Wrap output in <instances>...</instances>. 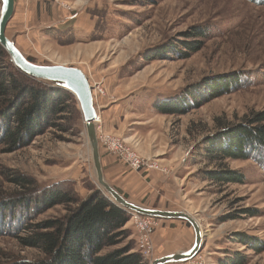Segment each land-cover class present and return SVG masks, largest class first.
I'll use <instances>...</instances> for the list:
<instances>
[{
  "label": "rangeland",
  "instance_id": "374dc122",
  "mask_svg": "<svg viewBox=\"0 0 264 264\" xmlns=\"http://www.w3.org/2000/svg\"><path fill=\"white\" fill-rule=\"evenodd\" d=\"M73 1L79 5L73 7L65 0L59 4L71 15L81 13L91 31L78 39H61L53 31H41L38 39L28 40L29 52L22 53L36 64L54 65L72 58L76 43L81 41L80 62L72 66L90 76L92 87L97 89L105 78L115 76L125 82L129 107L151 110L150 116L128 114L122 127L144 137L153 130L162 154L168 159L179 157L176 173L183 181L177 188L188 192V197L181 199L178 209L200 224L204 244L192 260L181 264H264V152H250L245 160L220 159L219 155L212 159L208 152V142L220 128L242 124L247 116L264 111V0ZM1 5L0 0V13ZM20 26L14 16L6 29L15 43L24 30ZM194 28L203 36L192 37ZM58 37L62 41L57 42ZM186 42L203 47L194 53L186 49ZM50 43L55 49L48 50ZM186 51L190 54L184 58ZM233 80L237 81L228 92L200 101L208 97L209 86ZM118 82L113 81L115 85ZM183 98L188 108L185 115H164L156 109L157 104ZM198 101L201 106L194 107ZM68 104L69 110L58 113L54 126L26 139L20 149L10 150L0 129V264H33L45 259L42 252L22 240L35 225L61 218L66 210L62 206L49 210L36 207L31 203L34 194L39 195L36 188L72 180L81 198L90 195L92 188L100 189L83 115L76 111L75 103ZM96 131L99 140L100 128ZM141 145L146 150L153 146L150 141ZM99 147L111 154L101 142ZM167 168L166 173L158 172L170 174ZM220 171L234 173L240 181L214 180ZM20 175L29 185L14 181ZM22 194L28 197L17 200ZM179 224L189 228L191 237L185 235L189 244L178 251L188 252L194 247V231L186 221ZM126 228L132 231L138 250L132 219ZM163 254L154 249L146 259L152 264Z\"/></svg>",
  "mask_w": 264,
  "mask_h": 264
},
{
  "label": "trees",
  "instance_id": "16d2710c",
  "mask_svg": "<svg viewBox=\"0 0 264 264\" xmlns=\"http://www.w3.org/2000/svg\"><path fill=\"white\" fill-rule=\"evenodd\" d=\"M191 35L194 38L203 36L195 28ZM184 45L194 53L203 47L198 42H186ZM189 54L186 51L182 55L187 58ZM0 61L3 63L0 66V129L3 130V141L11 145L10 150L24 147L26 139L42 135L54 126L58 113L67 112L70 107L67 104L71 101L75 103L76 111L82 114L74 94L61 85L34 79L20 71L1 45ZM236 81L209 86L208 97L204 96L200 101L220 97ZM184 101L185 98L160 103L156 109L164 115L182 116L188 112ZM202 102L198 101L194 107L201 106ZM209 141L211 147L208 152L212 159H218L219 155L220 159L245 160L250 152L263 153L264 111L247 116L242 124L220 128ZM213 177L218 181H240L228 171H220ZM14 181L24 187L29 185L25 176H17ZM36 190L39 195L35 193L31 201L36 207L49 210L62 206L66 214L35 225L22 240L26 246L45 255V259L33 264H149L135 249L132 231L126 228L131 220L129 211L116 205L101 189L92 188L90 195L81 198L72 180H63L49 188L38 187ZM27 197L22 194L17 200ZM125 241L124 246L118 247ZM114 247L118 248L106 252L107 248Z\"/></svg>",
  "mask_w": 264,
  "mask_h": 264
},
{
  "label": "crops",
  "instance_id": "0c3cea01",
  "mask_svg": "<svg viewBox=\"0 0 264 264\" xmlns=\"http://www.w3.org/2000/svg\"><path fill=\"white\" fill-rule=\"evenodd\" d=\"M65 2H72L71 6L73 7L79 5L78 1L65 0ZM14 16L15 19L21 23L20 27L24 29L20 34L21 39L19 43H16V45L19 44L22 47H18L22 52H29L27 47V45H29L28 43L34 38L38 39L39 32L41 31H53L54 34L56 33L61 39L63 36L78 39L83 33L85 34L91 31V26L88 24L87 19L82 17L83 15L81 13L76 12L71 15L68 10L66 11L63 5L51 4L47 0H18V5L17 2L15 4ZM61 39L58 37L57 42L62 41ZM54 47L55 44L50 43L48 50H53L55 49ZM81 47L82 44L81 41H79L74 47L72 58H64V60L56 62L55 64L72 66L75 62H80L79 54ZM70 53L68 54L70 55ZM86 75L90 84L93 85L90 76L87 73ZM113 81L119 82L115 85ZM121 81L122 80H116L115 76H113L105 78L104 81H101V84H99L104 89L105 94L97 95V98H95V106L99 118L96 128H101L107 133L125 137L127 143L132 145L135 149L139 148V151H137L138 149L136 151L140 152L141 150L140 153H143L145 158H153L157 160L162 167H169L170 174L166 175L162 172L153 170H143L141 172L133 171L121 159L107 153L105 150H101L100 155L104 178L106 182L127 201L137 206L150 210L182 212L178 209V206L185 195L188 197V192L184 194L181 188H177V185L181 186V181H183V178L178 177L176 173V169L179 167V157L171 156L168 159L165 154H162L161 148L152 137L151 132L153 130H150L149 136L144 137L122 127L128 119V114L131 113L135 115L136 113H140V115H144V113H146L147 116H150L152 112L148 108L145 110L141 107L137 108L136 105L129 107L128 104L131 100H129L125 94L126 90L123 86L125 82ZM129 109L133 110L131 111ZM132 112H135V114ZM143 141H150L153 145H151L152 148L147 150L143 148L141 145ZM177 179L180 180L181 184L177 182ZM159 221L160 225L153 236V244L158 254L165 253V255L163 254L158 258L183 252L178 251V249L185 244H189V238L185 240V235L191 237L189 228L184 229L185 226L179 224L185 220L159 219ZM178 263L187 262L168 264Z\"/></svg>",
  "mask_w": 264,
  "mask_h": 264
},
{
  "label": "water",
  "instance_id": "95a60500",
  "mask_svg": "<svg viewBox=\"0 0 264 264\" xmlns=\"http://www.w3.org/2000/svg\"><path fill=\"white\" fill-rule=\"evenodd\" d=\"M0 13V45L7 51L14 65L28 76L63 86L70 91L79 102L80 109L85 122L86 133L91 147L94 170L100 189L118 206L142 216H149L157 219H180L187 221L195 232L194 247L188 252L177 253L166 257L158 258L152 264H168L177 262H188L192 260L203 248V232L200 224L186 212H171L150 210L137 206L127 201L120 193L112 188L105 180L100 147L97 137L96 124L97 109L93 96V87L86 73L79 67L69 65H40L30 61L16 43L9 39L6 34L7 26L14 14L16 0H1Z\"/></svg>",
  "mask_w": 264,
  "mask_h": 264
},
{
  "label": "built area",
  "instance_id": "2783aa9c",
  "mask_svg": "<svg viewBox=\"0 0 264 264\" xmlns=\"http://www.w3.org/2000/svg\"><path fill=\"white\" fill-rule=\"evenodd\" d=\"M48 1H50L51 4L53 2L56 4L60 3L59 0ZM93 94L94 96L95 94L104 95L105 91L101 86H98L97 89L93 87ZM98 122L99 118L96 119L95 124L97 125ZM100 131L101 135L99 136L98 142H101L112 155L118 157L127 164L131 170L136 172H141L143 170H160L165 173L168 171L166 168H162L158 162L142 157L136 149L124 139L103 132L101 128ZM130 215H132L131 219L137 231L138 250L147 258V256L154 252L153 236L160 225V221L157 218L142 216L136 213H130ZM191 264H195V262H191Z\"/></svg>",
  "mask_w": 264,
  "mask_h": 264
},
{
  "label": "bare ground",
  "instance_id": "6f19581e",
  "mask_svg": "<svg viewBox=\"0 0 264 264\" xmlns=\"http://www.w3.org/2000/svg\"><path fill=\"white\" fill-rule=\"evenodd\" d=\"M14 13H15V11H14ZM13 16H14V14H13ZM13 16H12V18H13ZM12 18H11V20H12ZM11 20H10V21H11ZM93 96H94V94H93ZM97 118H98V115H97Z\"/></svg>",
  "mask_w": 264,
  "mask_h": 264
}]
</instances>
